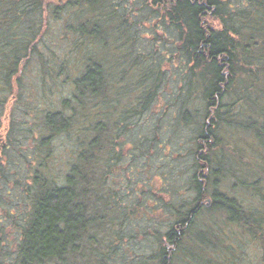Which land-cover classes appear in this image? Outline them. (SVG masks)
I'll return each mask as SVG.
<instances>
[{
    "label": "trees",
    "instance_id": "obj_1",
    "mask_svg": "<svg viewBox=\"0 0 264 264\" xmlns=\"http://www.w3.org/2000/svg\"><path fill=\"white\" fill-rule=\"evenodd\" d=\"M56 1L0 0V110L9 95L22 96V74L37 64L38 84L51 87L49 82L64 78L74 85L61 107L43 114L51 135L73 131L77 141L74 157L64 161L65 173L55 174L49 143L35 145L37 164L15 178L33 209L15 250L5 240L0 243V264L9 258L12 264H113L120 246L112 247L114 239L122 241L120 231L136 206H148L143 196L135 206L118 202L111 181L123 160L119 139L124 122L151 106L158 88L152 79L160 77L154 66H140L144 60L128 49L131 37L124 30L126 24L132 27L130 13L108 12L111 0ZM142 9L149 11L147 19L171 29L177 37L174 52L189 65V91L180 107L184 123L193 122L189 105L197 87L206 112L194 117L200 127L188 177L192 193L183 196L184 185L159 189L168 198L161 194L152 207L158 203L166 219L154 218L153 228L149 224L144 230L138 225V233L155 246L154 261L143 258L141 264H234L240 245L230 242L229 228L241 229L245 240L264 249V0H144ZM66 12L69 23L61 25V34L51 32ZM69 34L72 46L65 43ZM56 35L65 48L61 53L47 41ZM113 41L114 48L128 53L120 55ZM237 81L248 111L234 115L223 106ZM136 83L145 87L137 90ZM146 139L153 144L154 137ZM3 142L2 155L12 145ZM0 175L4 180L2 167ZM221 177L234 179L230 190L218 188Z\"/></svg>",
    "mask_w": 264,
    "mask_h": 264
},
{
    "label": "rangeland",
    "instance_id": "obj_2",
    "mask_svg": "<svg viewBox=\"0 0 264 264\" xmlns=\"http://www.w3.org/2000/svg\"><path fill=\"white\" fill-rule=\"evenodd\" d=\"M111 1L107 8L108 12L116 9L120 15L126 12L131 14H129L131 16L129 22L133 28L128 29L126 24L124 30L127 37H131L128 49H132L135 57L138 56L140 60H144L140 66L145 68L154 66L156 75L160 77V80L152 79L157 83L158 88L149 109L124 122L126 129L119 139L123 160L115 165L116 173L111 181H116V196L121 205L135 206L137 200L141 202L142 196L143 198L146 197L149 202L145 199V204L148 206H136L134 215L126 221L124 226L126 230L120 231L122 241L120 242V239L116 240L115 238L112 243V247L120 246L113 253L114 260L111 263L141 264L143 258L154 261L150 255L154 253L155 246L151 237H144L138 233L140 229L138 225L143 226L142 229L144 230L146 226L149 227V224L153 228L152 221L154 218L160 223L166 219L163 212L158 210V203L156 207H152L156 201H159L161 194L165 199L168 198L167 192L159 189L165 188L166 185L170 188L176 186L182 188L184 185L183 188L188 193L183 196L187 197L192 193L189 191L188 177L193 171L191 165L193 164L194 156L192 153L195 146L193 138L198 127H200L198 123H195L194 117L202 118L204 116L206 103L201 87L193 89L194 94L189 105L193 114V122L191 119L189 124L184 123L180 107L184 96L188 95L190 75L189 65L182 62L178 54L174 52L177 46V37L171 34V29L157 22L158 20L147 19L149 11L142 9L144 0ZM52 2L57 1L52 0ZM148 5L151 6L150 3ZM67 16L68 13L66 12L62 20L53 22V31L51 28L49 30L61 34L59 30L61 25L69 23ZM156 23L161 26L158 28ZM72 39L73 34L65 42L66 45L72 46ZM47 41H50V46L58 52L65 49L61 46L62 41L58 40L57 35L50 37V40ZM116 43L117 41L110 42L111 46L113 44L116 46ZM113 49L117 50L114 47ZM117 51L121 53L120 55L123 52L128 53V51L120 49ZM159 71H162L161 75H159ZM24 73L22 74L24 79L21 85L22 98L16 99L9 95L7 102L2 107L3 109L0 110V133L5 140L4 142L12 143L10 150L5 151L6 154L3 153L2 155V151L0 152V167L6 170L7 176L1 180L2 175H0V243L3 240L7 241L6 246L12 250H15L18 238L23 231L22 225L28 222V217L33 209L30 199L25 203L27 195L20 194L22 189L17 186L15 178L30 174L31 166L37 164L34 155L35 145L38 144L37 142L40 143V140L48 142L47 148L51 149L48 162L53 169L52 173H65L63 171L64 161L74 157L72 152L77 144L73 131H67L63 134L56 132L51 135L46 128L43 114L48 107H61V100L70 96L74 89L72 82L63 83L64 78H62L57 82H49L51 87L38 84L37 80L42 75L37 64L30 66ZM151 84H147V86ZM137 85L135 87L137 90L142 86L145 87L144 83ZM241 90V84L237 81L235 87L233 86L231 95L224 99V111L230 110L234 115L239 114L241 110L248 111L244 109L245 101L238 97V92ZM135 92L138 91L135 90ZM118 112L119 110L116 109L114 115L118 116L116 114ZM120 116L119 113L118 117ZM244 124L248 125L247 122ZM234 132L237 136H242L244 139L248 138V142L254 143L253 138L246 136L243 132ZM147 136L154 137L153 146L146 139ZM142 139L147 143L141 144ZM21 169L23 170L21 171ZM233 180L230 177H221L218 188L230 190ZM145 188L151 190L150 192L145 191L142 195V190ZM127 210L130 211L128 208ZM205 216L208 217V213ZM117 228L119 229V227ZM227 231L231 237L230 242L240 245V251H237L240 255L238 257L235 255L233 261L237 260V262L235 261L234 264H264V249L260 243L249 238L245 240L244 232L239 228L235 227L234 231L229 228ZM240 238L245 241H241ZM225 249L229 251L228 248ZM229 254L230 257H233L231 253ZM9 260L11 258L7 259L5 264H12Z\"/></svg>",
    "mask_w": 264,
    "mask_h": 264
},
{
    "label": "flooded vegetation",
    "instance_id": "obj_3",
    "mask_svg": "<svg viewBox=\"0 0 264 264\" xmlns=\"http://www.w3.org/2000/svg\"><path fill=\"white\" fill-rule=\"evenodd\" d=\"M3 140H4V138H3L2 134L0 133V152H1V145H2Z\"/></svg>",
    "mask_w": 264,
    "mask_h": 264
},
{
    "label": "bare ground",
    "instance_id": "obj_4",
    "mask_svg": "<svg viewBox=\"0 0 264 264\" xmlns=\"http://www.w3.org/2000/svg\"><path fill=\"white\" fill-rule=\"evenodd\" d=\"M32 192H30V194H31Z\"/></svg>",
    "mask_w": 264,
    "mask_h": 264
}]
</instances>
